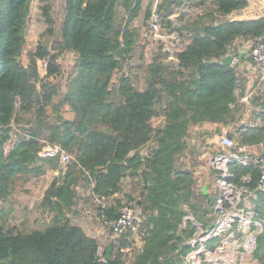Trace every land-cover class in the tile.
<instances>
[{"label":"trees","instance_id":"1","mask_svg":"<svg viewBox=\"0 0 264 264\" xmlns=\"http://www.w3.org/2000/svg\"><path fill=\"white\" fill-rule=\"evenodd\" d=\"M32 1L0 0V203L10 200L19 179H40L55 167L56 158L38 154L45 144L59 145L75 160L43 194L39 210L53 214L44 228L17 229L0 205V264H127L132 234L101 247L74 223L80 185L98 202L105 228L121 207L141 209V247L128 264H185L194 223L204 231L213 227L223 190L197 189L193 171L177 161L200 153L220 133L192 134L206 124L233 127L227 135L239 144L264 143L263 126L245 132L238 126L243 116L233 112L239 77L221 63L237 41L251 47L260 41L264 18L235 20L234 11L247 0H156L147 6L144 0H39L47 27L25 65ZM143 12L145 26L152 29L157 22L160 31L188 43L170 53L159 41L140 91L127 69ZM65 54L74 57L69 72L61 61ZM66 108L72 119L63 116ZM196 139H203L199 147ZM229 172L264 220L260 163L234 161ZM220 175L213 170L214 180ZM127 181L130 188L124 190ZM187 216L193 220L186 222ZM254 257L264 264V228Z\"/></svg>","mask_w":264,"mask_h":264},{"label":"rangeland","instance_id":"2","mask_svg":"<svg viewBox=\"0 0 264 264\" xmlns=\"http://www.w3.org/2000/svg\"><path fill=\"white\" fill-rule=\"evenodd\" d=\"M150 3L155 5L156 0H144L145 6ZM39 5V0H33L31 3V13L26 27V45L22 54V60L25 65L28 64V52L35 48L40 34L44 32L47 27L41 16ZM252 8L258 13L264 11V0H253ZM144 15L145 12L142 13L139 20L136 22V29H138L136 38L137 43L133 53L131 54V59L129 61L130 65L127 69L128 73L131 74L134 80V86L140 91L144 90V77L147 72V64L152 61L153 55L158 48L159 41L164 42L166 49L170 53L175 52L177 47H179L176 35H169L165 30H161L159 31V36H156L150 27L145 26L143 22ZM73 60L74 57L72 54H65L61 57L65 72H69ZM66 109L63 110V116L67 119H72L74 114L70 112L69 109ZM196 128V131H192V134L195 136L200 135L206 137L208 135H213V133L209 134V130H206V132L203 131V133V126ZM231 128L233 127H230V129ZM227 132L224 134H227ZM214 135L213 145H207L204 143V147L199 149L200 153L197 154L196 151L194 156L190 154H183L177 161L178 167L193 171L194 178L197 181V189H203V187L206 186L207 190H210L213 187V169L209 167L208 161L211 156L218 154V136L217 134ZM194 143L199 147L203 143V139H196ZM196 157H198V160L195 159ZM201 158L202 160H200ZM66 168L67 166L56 162L55 167L52 170H49L47 174L40 179L30 178L24 181V179L21 178L17 181L15 191L10 200L2 204V207L8 209L12 206V209L8 213L10 214V224L12 226H15L17 229L25 232L42 229L51 223L53 214L39 210L40 202L50 182L56 176L60 175L61 172H64L63 169ZM129 188L130 185L127 181L124 185V190H129ZM78 193L81 195V199L77 203L78 214L74 218V223L83 228L89 236L96 238L101 247L106 246L112 242L113 239L111 234H109L108 229L102 225L101 220L97 216L96 203L98 202H93L88 199L90 189H84L80 185ZM134 239V245L125 250L128 251V257L126 258L127 264L128 262L130 263L133 261V252L136 251L137 248L141 247L140 237L137 235Z\"/></svg>","mask_w":264,"mask_h":264},{"label":"built area","instance_id":"3","mask_svg":"<svg viewBox=\"0 0 264 264\" xmlns=\"http://www.w3.org/2000/svg\"><path fill=\"white\" fill-rule=\"evenodd\" d=\"M261 18H264V15ZM151 26L155 35L159 36L158 23L153 22ZM250 58L264 74V32L260 41L250 46ZM47 67V59L39 62L42 76L46 73ZM218 144L221 152L218 151V154L211 156L208 161L211 169L222 174L213 181V188L223 190V195L215 205L218 220L209 231H204L201 224L194 223L196 232L190 240L191 250L186 256L185 264H261L254 257V252L258 235L264 228V220L244 197L247 189L238 187L229 180L233 176L229 172V165L234 161L239 162V157L234 152L237 144L227 134L220 136ZM38 154L41 158H56L64 166L75 160L73 155L57 144H45ZM258 163H260L258 189L264 191V161L260 160ZM142 220L141 209L125 205L119 209L116 220L107 222L109 226L107 229L113 241L117 242L123 235L132 234L136 237ZM192 220V216L186 217V222ZM215 238H218V241L210 243Z\"/></svg>","mask_w":264,"mask_h":264},{"label":"crops","instance_id":"4","mask_svg":"<svg viewBox=\"0 0 264 264\" xmlns=\"http://www.w3.org/2000/svg\"><path fill=\"white\" fill-rule=\"evenodd\" d=\"M247 1L248 5L245 8L234 11L233 15L235 20H257L260 19L262 15H264V11L258 13L256 10H253V0ZM178 43L179 47H177L176 50L183 48L188 43V41L182 42L178 39ZM235 46L236 47L230 49L233 51L234 55V61L231 67L235 68L237 71L239 84L237 89L235 90V94L238 99V106H236L237 108L233 112V115L243 116L242 119L238 121V126L241 127V131L245 132L250 128L258 126L264 127V74L251 61L249 42L239 40L236 42ZM242 126H244L245 128H242ZM203 128L204 130H202V132H206V130H209V134L215 133L216 130H220V133L217 134L218 143L220 136L230 129L222 127V125L220 124H206L203 126ZM234 129L236 131V128ZM235 135H237V133ZM210 138L211 139L209 140V145H213L214 139L213 137ZM234 140L237 144L234 152H236L237 156L239 157V164L248 166L249 163H257L258 161H260L259 158L263 152L264 143L261 145L248 146L239 144L237 138H234ZM10 147V145L7 147V151L10 149ZM220 149L221 148L218 149L219 152H221ZM2 204L3 203H0L1 206H3ZM250 205L254 207L251 202ZM11 209L12 206L10 209L5 207L3 209L5 216L9 219V221L10 214L8 213Z\"/></svg>","mask_w":264,"mask_h":264},{"label":"water","instance_id":"5","mask_svg":"<svg viewBox=\"0 0 264 264\" xmlns=\"http://www.w3.org/2000/svg\"><path fill=\"white\" fill-rule=\"evenodd\" d=\"M233 61H234V55H233V51L230 50L229 53H227L222 59H221V63L227 65V66H232L233 64ZM259 160H263L264 161V147H263V152L259 158ZM203 190L204 192L206 193L207 192V187L204 186L203 187Z\"/></svg>","mask_w":264,"mask_h":264}]
</instances>
